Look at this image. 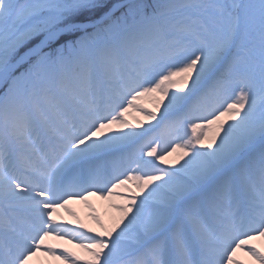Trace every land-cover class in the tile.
Instances as JSON below:
<instances>
[{"label":"snow or ice","instance_id":"6c2138e0","mask_svg":"<svg viewBox=\"0 0 264 264\" xmlns=\"http://www.w3.org/2000/svg\"><path fill=\"white\" fill-rule=\"evenodd\" d=\"M90 196L125 201L111 228L56 220ZM257 239L264 0H0V264H264Z\"/></svg>","mask_w":264,"mask_h":264},{"label":"bare ground","instance_id":"6f19581e","mask_svg":"<svg viewBox=\"0 0 264 264\" xmlns=\"http://www.w3.org/2000/svg\"><path fill=\"white\" fill-rule=\"evenodd\" d=\"M136 103L137 106L143 109V111L145 112L155 111L153 104V97H142ZM157 115H159V113H157ZM126 118L129 121V123L135 124L137 120H140L145 124V126H148V122L144 120V117L141 112L132 110L126 115ZM179 155H180L179 153H174L172 156L168 157V164L175 163ZM128 187H132V186L128 185ZM118 191L122 192V190H118ZM133 191H135V189H133ZM122 194L131 195V193H123V192ZM124 203L125 201L116 198H112L110 201L101 200L98 198V196L88 197L87 204L81 202L79 199H73L69 202L68 208L71 210L72 213L75 214V219L73 218V216H70L68 212H66L64 209H58L55 218L60 223L67 222L69 227H75L78 219L79 222L86 225V227H91L93 228L94 231H99V229L96 227V225L90 218L91 209L88 207V205H91V208L95 210V214L100 217V219L103 221L105 226L107 228H111L115 220L119 218V213H117L114 209H112L110 207V204L122 205ZM48 243H51L53 245H58L60 249L66 247L70 251L76 252L77 255L83 256V253L79 249L75 248L73 245L63 244L62 242L59 241H48ZM252 243L255 244L257 248H259L261 251H264V241L257 239L255 241H252ZM236 258L241 260L243 264H254V262L250 259V257L246 256L244 252H238ZM31 264H61V262L57 260H53L51 257L38 255L37 257L33 258Z\"/></svg>","mask_w":264,"mask_h":264}]
</instances>
